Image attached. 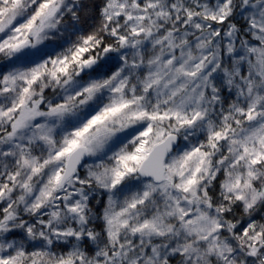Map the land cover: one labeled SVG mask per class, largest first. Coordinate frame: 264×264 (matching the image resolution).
<instances>
[{
    "label": "snow or ice",
    "instance_id": "obj_1",
    "mask_svg": "<svg viewBox=\"0 0 264 264\" xmlns=\"http://www.w3.org/2000/svg\"><path fill=\"white\" fill-rule=\"evenodd\" d=\"M0 264H264V0H0Z\"/></svg>",
    "mask_w": 264,
    "mask_h": 264
},
{
    "label": "trees",
    "instance_id": "obj_2",
    "mask_svg": "<svg viewBox=\"0 0 264 264\" xmlns=\"http://www.w3.org/2000/svg\"><path fill=\"white\" fill-rule=\"evenodd\" d=\"M88 4H94V5H100L102 3V0H85ZM93 14L89 13L86 16H82L81 21V27L85 28L86 30L89 28V26L92 24L93 20L89 18Z\"/></svg>",
    "mask_w": 264,
    "mask_h": 264
}]
</instances>
